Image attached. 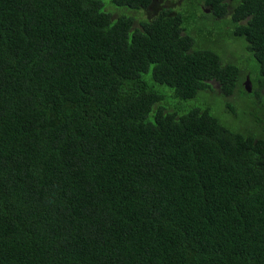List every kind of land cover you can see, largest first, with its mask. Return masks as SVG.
<instances>
[{
	"label": "trees",
	"instance_id": "obj_1",
	"mask_svg": "<svg viewBox=\"0 0 264 264\" xmlns=\"http://www.w3.org/2000/svg\"><path fill=\"white\" fill-rule=\"evenodd\" d=\"M188 5L225 48L171 9L0 0V264H264V139L181 104L250 96L240 40L264 98V0Z\"/></svg>",
	"mask_w": 264,
	"mask_h": 264
},
{
	"label": "rangeland",
	"instance_id": "obj_2",
	"mask_svg": "<svg viewBox=\"0 0 264 264\" xmlns=\"http://www.w3.org/2000/svg\"><path fill=\"white\" fill-rule=\"evenodd\" d=\"M102 2L103 11L110 13L113 19L117 18L118 16L124 15V16H130L134 18L133 27L139 28L140 22L149 20L153 18L156 14H158L161 10L171 9L173 12H176L177 14H181L184 16V13L189 14L190 20L186 23L185 32L189 34L195 41L198 49H205V48H211L215 44L220 46L221 44H224V48L226 44L223 42L224 40L232 39V38H226V39H218L214 42H210V40L205 39V36L209 31L205 32H199L196 36L191 32L193 29V25L195 23L196 26L202 27L205 22L200 21L199 19H193L195 15L196 8L195 6L188 5L190 0H153L151 5L145 10L140 11H134L129 10L127 8H119L114 7L111 5L110 0H100ZM171 1V2H169ZM198 11H201L198 9ZM184 25V24H183ZM190 25V28H188ZM201 30V29H200ZM215 31H212V33ZM245 41L240 40L239 41V48L235 51L238 52V55H235V58H238V62L234 63L237 67H239L241 70H248L250 72V81H253L257 78V73L254 72L257 71V64L254 62L253 57L251 54H246V52L243 50L245 49ZM211 46V47H210ZM246 77L244 80L241 81V86L243 87V83L246 80ZM147 82L152 83L150 80V75L146 74L144 76ZM213 85V84H212ZM215 88V86H214ZM158 90V89H157ZM252 90V85H251ZM159 91V90H158ZM164 91V88H162L161 92ZM236 94H239L236 97ZM242 93L235 92L234 95L228 97L226 99L225 97L217 96L218 93H212V92H206V93H200L195 100L192 101H181L182 105H189V106H196L202 109H209L211 113L218 117L225 125H227L229 128L233 129L234 131H237L239 133L253 136L255 138H261L264 139V114L262 116H259V107L262 106L264 103V98L262 99L259 96H255V94L247 93L250 96L242 97ZM241 95V96H240ZM165 101L170 105V109H173L175 105L178 104V100L175 101L171 98V96H165ZM167 109V108H166ZM150 120H152V115H150Z\"/></svg>",
	"mask_w": 264,
	"mask_h": 264
},
{
	"label": "water",
	"instance_id": "obj_3",
	"mask_svg": "<svg viewBox=\"0 0 264 264\" xmlns=\"http://www.w3.org/2000/svg\"><path fill=\"white\" fill-rule=\"evenodd\" d=\"M206 12H208V11L206 10ZM243 89L245 90L246 93L251 92V83H250L248 77H246V80L243 83Z\"/></svg>",
	"mask_w": 264,
	"mask_h": 264
},
{
	"label": "flooded vegetation",
	"instance_id": "obj_4",
	"mask_svg": "<svg viewBox=\"0 0 264 264\" xmlns=\"http://www.w3.org/2000/svg\"><path fill=\"white\" fill-rule=\"evenodd\" d=\"M160 2H161V0H160ZM169 2H171V1H169ZM206 11V10H205ZM208 11V10H207Z\"/></svg>",
	"mask_w": 264,
	"mask_h": 264
},
{
	"label": "clouds",
	"instance_id": "obj_5",
	"mask_svg": "<svg viewBox=\"0 0 264 264\" xmlns=\"http://www.w3.org/2000/svg\"><path fill=\"white\" fill-rule=\"evenodd\" d=\"M152 2H153V0H152Z\"/></svg>",
	"mask_w": 264,
	"mask_h": 264
}]
</instances>
